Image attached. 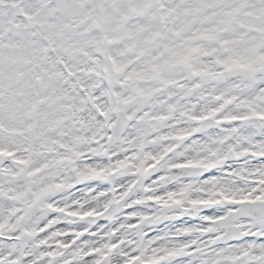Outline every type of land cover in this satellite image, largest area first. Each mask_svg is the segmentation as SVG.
Here are the masks:
<instances>
[{"label": "snow or ice", "instance_id": "6c2138e0", "mask_svg": "<svg viewBox=\"0 0 264 264\" xmlns=\"http://www.w3.org/2000/svg\"><path fill=\"white\" fill-rule=\"evenodd\" d=\"M0 264H264V0H0Z\"/></svg>", "mask_w": 264, "mask_h": 264}]
</instances>
